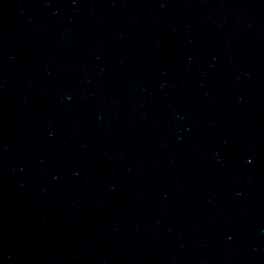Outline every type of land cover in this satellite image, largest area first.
I'll use <instances>...</instances> for the list:
<instances>
[{
  "label": "water",
  "instance_id": "1",
  "mask_svg": "<svg viewBox=\"0 0 264 264\" xmlns=\"http://www.w3.org/2000/svg\"><path fill=\"white\" fill-rule=\"evenodd\" d=\"M0 264H167L56 0H0Z\"/></svg>",
  "mask_w": 264,
  "mask_h": 264
}]
</instances>
